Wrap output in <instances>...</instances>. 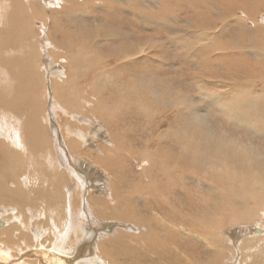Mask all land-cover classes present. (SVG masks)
Here are the masks:
<instances>
[{
  "label": "bare ground",
  "instance_id": "1",
  "mask_svg": "<svg viewBox=\"0 0 264 264\" xmlns=\"http://www.w3.org/2000/svg\"><path fill=\"white\" fill-rule=\"evenodd\" d=\"M171 3L194 14L203 7L217 10L222 5L221 0ZM171 3L0 0V117L16 119L0 120V205L11 209L10 221L0 219V264H105L101 260L115 258L117 252L131 264H158L160 260L162 264H219L221 254L232 251L239 257L237 264H264V144L246 143L237 133L241 141L196 108L190 111L193 120H187L192 101L186 99L182 86L173 84L170 74L166 76L161 61L156 62L165 50L154 48L155 35L138 37L151 30L161 38L163 29L167 35L180 31L175 25L180 16ZM234 3L242 15L238 18L234 11L239 10L233 8V25L241 26L243 36L233 32L232 43L220 45V31L206 33V28L212 30V19L205 20L202 34L182 32L170 41L187 56L198 47L194 51L200 58L198 69L209 60H213L209 66H219L223 57L226 65L233 64V101L223 104L212 94L224 119L220 121L235 132L262 135L264 17H256L262 16L261 7L253 8L259 0ZM92 6L125 16L135 14L134 22L144 23L145 30L138 33L136 29L132 41L122 29L115 30V24H107L105 30L79 24V19L88 17L80 12ZM75 17L78 20L70 26L63 22L71 23ZM153 24H163V28L156 30ZM46 26L47 31H42ZM42 32L46 33L43 42L38 40ZM217 49L225 54L211 58L210 52ZM89 71L94 72L92 79ZM113 71L121 80L118 86L105 76ZM146 72H155L160 86L153 87L154 81L141 74ZM43 82L50 102L55 99L74 110L73 116L68 114L74 118L70 124L60 123L51 132H45V120H41L50 105L41 94ZM192 84L202 88L199 78ZM256 87L259 92L254 91ZM108 88L113 89L108 97L98 96ZM176 104L183 108L173 114ZM157 115L162 118L153 120ZM142 118L146 122L137 123ZM98 120L107 128L100 129ZM137 124L147 125L143 131L149 125L147 135L132 138L139 149L132 135L122 131L125 127L133 134ZM161 127L165 128L159 131ZM104 129L108 134H103ZM132 163L139 167L136 175ZM189 179L197 184L194 195L185 188ZM184 193H190L191 199L183 201ZM161 197L167 201H159ZM140 205H148L151 213ZM96 218L110 223L93 225ZM118 221L127 224L125 230L137 227L138 233L120 230L123 224ZM249 224L258 226L245 229L240 240L233 238L232 246L223 240L224 229ZM184 230L190 231L188 235ZM109 232L114 236L100 240ZM179 238L182 249L200 238L209 245V255L192 249L185 252L189 259L170 261L169 248Z\"/></svg>",
  "mask_w": 264,
  "mask_h": 264
},
{
  "label": "rangeland",
  "instance_id": "2",
  "mask_svg": "<svg viewBox=\"0 0 264 264\" xmlns=\"http://www.w3.org/2000/svg\"><path fill=\"white\" fill-rule=\"evenodd\" d=\"M177 1H179V0H168V3H171V2L177 3ZM221 1H222V5H221L222 7L221 6H220V8L218 7L217 10L203 7L202 9L201 8L199 9L200 11L196 10L197 12H195V14H194V12H192V9H189V8L186 9L185 6H181V5H180V7H179V5L174 6L171 3V6L173 8V12L175 14L179 15L180 17H179V21L177 23L175 21H171L170 23H173V24L176 23L175 25H177V27L180 28V29L178 28V30H180L181 32L180 31H177L176 33L170 32V34L168 33V35H167L166 32L164 33L165 29H163L162 32H161V36L163 38H161L159 35L157 37V33H154L155 32L154 30H153V32L151 30L150 32H145L143 34H139L138 37L142 39L144 36L147 35V33H149L150 36H152V37L156 36L157 37V38L155 37L156 41H153V42H155V44H154L155 47L154 48L157 49V47L158 48L162 47V49L165 50L164 51V53H166L165 55L164 54L163 55L160 54L161 57L159 56V58H157V59L154 57V60L156 59L157 64H158L159 61H161L160 63H162L164 65V71L166 73V76H168V74H170L169 78L171 79L173 84L177 85V86H180V87L182 86L184 88L183 91L185 93L186 99L188 98L190 101H192L191 102V106L189 108H187V110H186V112H187V114H186L187 115V120H193V118H191L190 111H192V110H194L196 108L198 113L203 115V116H206V119L210 120L211 123H213V120H216L215 123L217 125H219L218 127L223 128L225 130H228L230 135L232 134V136H237V138H239L238 134H240L243 138L245 137L244 139H245L246 143H252V144L258 145L259 147H262L263 144H264V137H263L264 134L258 135L256 133H254L252 135L250 132H242V131H236L235 132V131H233V129H231L230 127L226 126L225 123L220 121V120H224V119L222 117V114L220 113V110L218 109L219 106H218V104H214V100L212 101V97H214V96H212V94H216L218 96V101L220 103L227 104L229 101H233V64H232V66L226 65L225 63H226L227 60H225V58L223 57L222 59H219V62L221 63L219 65L220 67L217 66V64H214L213 65L214 67L209 66L208 63L213 61V60H209V61H205L206 65L204 64L202 67H200L198 69L196 63H197L198 60H200V58L197 57V54H195V52H194V51H196L198 49V47L194 51L191 50L192 52H190V55L187 56V55L184 54V52H185L184 50H181V49L179 50V49L175 48V45L172 43V41H170V39L182 36L183 33H185V32L188 33V31H189V33L190 32H192V33L194 32V34H200V33L202 34L204 32V29H205V27H204V29L202 27L207 25V23H204V22L210 21V19H212L210 21V25H211L212 30L206 28L207 30L205 29V31H206V33H211L210 35H213L214 33L217 34V32L220 31V38H218L219 39L218 42H219L220 45L222 43L227 42V41H230L232 43L233 42V32H235V34L237 33V35L243 36V31L241 29V26L238 23L233 25V10H234L233 8L235 7L236 9L239 10L237 12L234 11V13L238 16V18L242 15L241 9L237 8L238 5H237V3H234L235 0H221ZM228 5H230V6H228ZM157 7H160V6H157ZM229 7H230V9H229ZM254 7H256L257 9L259 7H261L260 11H261L262 16L260 15V16H256V17H258V19L264 17V0H259V4L258 3H256V5L254 4L253 8ZM202 10L203 11L205 10L204 12H206V13L208 12V13L206 14ZM214 11H216L217 13H215ZM79 12L80 11L76 12L77 16H79V14L82 13L83 16H88V17H90V19L88 17H86L88 19V21H87L86 18L84 17L85 19L84 18L83 19L86 21L85 22V21H82L81 19L78 20V17L77 18L75 17L76 19L73 20V22H71V23H69L70 21L68 22L66 20H63V22L66 25L69 24V26H70L76 20H78L79 24L83 23V26L86 23V26L92 27L93 29L94 28H99V29L103 28L104 30L107 28V26H109L107 24H115V26H112V27L115 30H118V31H120L122 29L120 32L122 34H125L126 36H128L130 38V40H132V41H133V37L135 35L134 32H135L136 29H137L136 30L137 32L139 30L138 33L144 32L142 30H145L144 29L145 28V24L144 23L138 24L137 22H134L135 17H136L135 14H131L129 16H125L124 13L122 14L121 11H119L120 12L119 14H115L113 12H108V11L104 10L102 7L99 8L98 6L97 7L92 6L89 9H87L86 11H84V12H80V13ZM209 12L210 13L214 12V14H209ZM196 14H198L200 17L198 15H196ZM187 15H188V17H187ZM107 16H108V18H107ZM112 17L118 18V20L115 21V20L112 19ZM185 17L187 18V20H185ZM97 19H98V21H97ZM195 19H197L198 21L195 22ZM153 26H154V24H153ZM154 27H155L156 30H158L160 28L162 29L163 28V24L161 26L155 25ZM47 28H48L47 26L45 28H42V31L46 32ZM191 28L193 29V31H191L192 30ZM196 28L197 29L199 28V29L197 30ZM167 29H168V31L171 30V28H167ZM175 29H176V27H175ZM45 32L44 33L42 32L44 34V35L42 34L43 36L41 35L42 37L41 36L38 37V40H40L41 42H43V40L45 38L44 37L46 35ZM179 33H181V34H179ZM53 36L55 37L56 35L53 34ZM166 38H167V40H166ZM152 40H154V39L152 38ZM199 43L201 45L202 43H204V41L199 42ZM247 46H249V45H247ZM229 52H233V49H229ZM219 53L220 54H225V51L223 52V51H220L219 49H217V50H215L213 52H210L209 55H210L211 58H214V56H219L220 55ZM194 54H195V57H194ZM162 58H163V60H162ZM184 61H186L185 64H183ZM126 71H127L126 74L128 75V73H130V71L125 69V72ZM41 72H42V75H43V72H44L43 68H41ZM92 74H94L93 71H89L88 72V77H90V79H92L93 76H94V75L92 76ZM105 74H106L105 76L107 77V80L110 83H113L114 85L118 86V83L121 82L120 79L118 80L117 72L116 73H115V71H113L112 73L105 72ZM141 74H143V76H145L147 79H151V80L154 81L155 85H153V87L160 86V83L156 82V75L157 74L154 75L155 72L154 73L153 72H148V73L146 72V73H141ZM141 74H140V76H141ZM239 74L242 76L241 73H239ZM149 75H154L155 77L153 78V77H150ZM134 76H137V75H134ZM78 78L81 79V76H79ZM195 78H199V80H201L202 88H200V90H198V88L195 85L192 84V80L195 79ZM184 80H185L186 84L183 83ZM42 81H43V79H42ZM42 84L44 85V82ZM255 85H257V83ZM48 90L49 89H47V87H45V85H44V88L41 91L42 96L44 95L45 97H47L46 100L48 99ZM111 90H113V89L108 88L107 91L105 89L104 91H106V92L102 91L103 93L101 92L100 94H98V96L108 97L110 92H111ZM256 90H254V91L255 92H259V89L257 87H256ZM113 94H115V93L113 92ZM207 94H208V96H207ZM208 97H210V99H208ZM90 98H92V97H90ZM94 98H96V97H94ZM48 101H49V99H48ZM49 103H50V105L47 103L48 107H47V109H45V112L43 114H41V115H43V116H41V120H43V119L45 120V123H44L45 132H46V129H48V131L50 130L49 132L53 131L54 129H57L58 124H60V123L61 124H65V123L66 124H70L71 123L70 120L74 119V118L71 117V116H73L72 114H74V110L68 109L67 107H66V109H68V110H66L65 107L61 103L59 104L57 102V100H55V99L51 100V102L49 101ZM176 105H178V106H173L172 107L173 108V114H175L178 110L183 108L180 104H176ZM55 107H57V108H55ZM189 109H191V110H189ZM54 111H55V113H54ZM57 111H60V113L57 112ZM56 113H58V114H56ZM68 114H70L71 116L68 115ZM57 115H59L60 117L57 116ZM67 115H68V117H67ZM161 118L162 117H159V115H157L156 119L154 118L153 120H160ZM173 119H174V117L171 118V120H173ZM0 120H16V119H15V117H13L11 115H4V116L0 117ZM57 120H58L59 123L57 122ZM227 120H232V119H227ZM98 121H99V123H98L99 128L101 126H102L101 128H104V127L107 128L106 125L103 123V120H98ZM67 122H69V123H67ZM145 122L146 121H144L143 118L141 120L137 121V123H145ZM127 123L128 122L126 121L124 123V125L125 124L128 125ZM146 126L147 125H143L142 126L141 124L140 125L137 124L135 127H138V129H135V128L132 127V129H133L132 131L135 132L133 134H131V131L128 130V129H127L128 131L124 130L125 127L122 128V131H125V133L127 135H129V133H130V135H132L131 139L133 137H135L136 140H137V138L140 137L141 135H143V134L147 135L148 134V133L146 134V131L149 128V125H148L147 128H145L146 129L145 131L141 130V128L146 127ZM84 127H86V124L85 125L83 124V128ZM162 128H165V127H161L159 129V131ZM107 130L108 129H104L103 134H108ZM149 134H150V132H149ZM247 134H249V135H247ZM135 138H134V140L132 139L133 145H134V147L136 149H139L140 145L135 142ZM243 138L242 139L239 138V139H241V141H243ZM62 159H63V156H62ZM88 160H90V159H88ZM131 169H132V171L134 172L135 175L139 172V167H137V165H135V163L131 164ZM107 175H108V173L106 174V176ZM105 184L106 183H104V185ZM186 184L187 185L185 186V188L188 187L187 191L191 192L194 195L196 193V191H197L196 190L197 189L196 182L194 180H190L189 179V182H187ZM190 186H192V187H190ZM202 189L205 190L206 188L203 186ZM103 191H104V189H103ZM178 193H180V192H177V195H178ZM73 194L75 196V193H73ZM66 195H67V192H66ZM106 195H107V193H106ZM181 196L183 197L182 198L183 201H185L186 199H189V200L191 199L190 193L189 194H185L184 193V195H181ZM159 201H167V200H166V198L161 197L159 199ZM140 206H141V209L143 211H145V209H148L147 210L148 213H151V209L147 208L148 205H145V206L140 205ZM0 207H2L1 209H3L2 210L3 213L0 212L1 213L0 216L2 215L4 217V218H0V219H4L5 221H10L11 217L9 219L7 217L9 216V211L11 209L9 207L5 208V207H3L1 205H0ZM153 207L156 208V206H153ZM5 209H7V211ZM92 221H93V223H95L93 225H96L97 223H99V224L100 223L101 224L102 223H110V221L106 222V221H103L101 218H99V219L96 218V219H94ZM113 223H117V222L113 221ZM119 223L123 224L121 226H118L120 228V230H124L126 233H134V232L138 233L137 227H135V229L125 230L124 228H125V225H127V224H125L123 222H119ZM257 226H256V224L245 225L246 228H244V227H240L239 228V226H232V227H229L227 229H224L225 232H223V234H221V236H223V240L224 241H227L226 242L227 245L229 244V246H232L233 245V241H234L233 238L236 237L237 238L236 240H240V238H243L242 237L243 235L245 236V234H246L245 232L248 231V230H245V229L251 230V229H254ZM237 230H239L240 232H237ZM184 232H185L186 235H188V232H190V231H187V230L185 231L184 230ZM109 233H106V234H109ZM231 233H233V234H231ZM194 234H197V232H194ZM236 234H237V236H236ZM113 236L114 235H112V233H110L108 237L102 238L100 240L107 239V238L109 239V237H113ZM128 239L130 241V238H127V237L125 238V241L127 242ZM199 241H200V238L197 239V241H195L194 245H192V246L190 245L191 247L187 246V249L184 248V247L182 249V243H181V240L179 238V240L176 243H174L171 248H169V249H171L170 252L168 253L171 256L170 261L175 262L178 259H180V260H184V259H187V258L189 259V257L185 254V252L191 251L192 249H194V251L197 250V251H201V252H205V251L207 252V250L210 249L209 245L206 242H202V241L199 242ZM129 244L133 245V242L131 241V242H129ZM99 248H100V246H99V241H98L96 249H97V253L99 255H101L98 252ZM185 249H186V251H183ZM232 252L229 253V255H222L221 254L220 263L219 264H237V261H238L239 257L237 256V253L236 254L233 253V255H232ZM194 254H196V253H194ZM114 255H115V258L108 259V258L104 257L101 261H103L105 264H131L130 261H123L122 256L120 255V252H117ZM207 255H209V252H207ZM158 264H162V261L160 260L158 262Z\"/></svg>",
  "mask_w": 264,
  "mask_h": 264
}]
</instances>
